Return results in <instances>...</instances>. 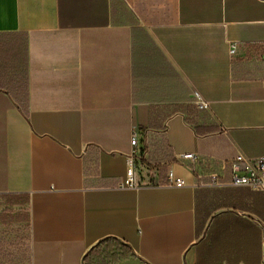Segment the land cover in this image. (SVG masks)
<instances>
[{"label": "crops", "instance_id": "obj_1", "mask_svg": "<svg viewBox=\"0 0 264 264\" xmlns=\"http://www.w3.org/2000/svg\"><path fill=\"white\" fill-rule=\"evenodd\" d=\"M239 155L264 156V0H0V264H264Z\"/></svg>", "mask_w": 264, "mask_h": 264}, {"label": "built area", "instance_id": "obj_2", "mask_svg": "<svg viewBox=\"0 0 264 264\" xmlns=\"http://www.w3.org/2000/svg\"><path fill=\"white\" fill-rule=\"evenodd\" d=\"M231 51L232 52L235 51V44L232 45ZM193 96L195 97V101L200 109H205L209 106V103L203 100L198 92H194ZM144 138L146 142V147L148 149V146H149L148 132L145 133ZM139 142H140V133L139 131L135 130L132 133L131 144L135 148H138ZM145 153L146 152H144L143 157ZM179 158L196 162V160L198 159V156L195 153L189 152V153L180 155ZM237 159L239 161L246 162V173L243 175L237 174L236 172L238 171V168L234 165L232 183L236 185H243V184L249 185L256 189L262 190L264 192V156H261L253 160H247L245 159L244 156L239 155ZM128 162H129V167L127 171V177L122 183V186H130V187L133 186L134 187V186L143 184V182H145V180L143 179L145 175H142L141 173L143 166L140 167L139 164L136 162L135 154L129 156ZM167 175H168L169 184L174 185V186H183L185 184V180L177 176L174 170L170 169ZM260 225L264 229V218L260 220Z\"/></svg>", "mask_w": 264, "mask_h": 264}, {"label": "trees", "instance_id": "obj_3", "mask_svg": "<svg viewBox=\"0 0 264 264\" xmlns=\"http://www.w3.org/2000/svg\"><path fill=\"white\" fill-rule=\"evenodd\" d=\"M125 257H126V254H125ZM125 257L123 256V254L122 255H120V254H112L109 257L105 256L102 259H100V258L99 259H91V260L87 261V264H110V263L116 261L119 258H125ZM86 258H88V255H87ZM106 258H108V259H106Z\"/></svg>", "mask_w": 264, "mask_h": 264}, {"label": "rangeland", "instance_id": "obj_4", "mask_svg": "<svg viewBox=\"0 0 264 264\" xmlns=\"http://www.w3.org/2000/svg\"><path fill=\"white\" fill-rule=\"evenodd\" d=\"M3 234H5V232L3 231V226L0 227V243L4 242L5 239L3 238ZM27 242H22V247L20 249V253H21V257H23L24 261L21 264H27L28 261V257H29V250H28V246L26 244Z\"/></svg>", "mask_w": 264, "mask_h": 264}]
</instances>
